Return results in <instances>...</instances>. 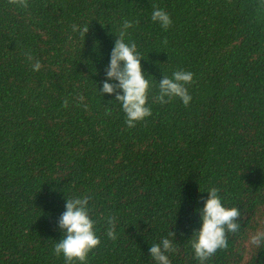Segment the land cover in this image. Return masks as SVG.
Listing matches in <instances>:
<instances>
[{"label":"trees","instance_id":"trees-1","mask_svg":"<svg viewBox=\"0 0 264 264\" xmlns=\"http://www.w3.org/2000/svg\"><path fill=\"white\" fill-rule=\"evenodd\" d=\"M124 20L151 75V115L133 127L96 90ZM180 69L189 103L156 102ZM209 186L240 228L204 264H264L246 242L264 228V0H0V264H65L56 219L73 194L100 238L86 264H155L148 247L168 230L171 264H199L188 236Z\"/></svg>","mask_w":264,"mask_h":264},{"label":"clouds","instance_id":"clouds-1","mask_svg":"<svg viewBox=\"0 0 264 264\" xmlns=\"http://www.w3.org/2000/svg\"><path fill=\"white\" fill-rule=\"evenodd\" d=\"M151 20L162 29L171 24V19L165 10L154 7L151 11ZM132 21L124 20L120 25L118 35H115L113 45L108 52L107 63L103 67L104 78L99 81L96 90L102 97L109 94L113 97L109 101L119 103L125 117V124L133 127L136 122L151 115L148 104V90L150 87L149 77L141 66V54L137 51L136 44L125 40V33L131 27ZM72 30L77 31V26L72 25ZM33 72L41 69V61L34 59L31 54H26ZM193 73L180 69L173 71L171 76L162 75L157 82V93L154 97L156 102L166 103L168 99L178 98L187 105L191 100L187 85L191 83ZM195 212L198 216V227L193 229L189 238V245L193 257L199 262H204L218 249L227 246L226 233L237 232L240 228L238 217L240 211L235 206H227L219 190L215 186H209ZM89 197L86 195L73 194L64 196L63 211L56 219V227L61 232V238L53 246L57 255H62L65 264H86L89 252L100 241L94 230V220L89 215ZM177 204V200H176ZM115 220L107 219L106 235L114 238ZM172 233L154 241L148 247V255L155 264H171L169 254L174 250L175 242ZM246 242L258 250L264 249V228L252 229L246 237Z\"/></svg>","mask_w":264,"mask_h":264}]
</instances>
